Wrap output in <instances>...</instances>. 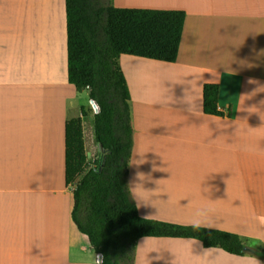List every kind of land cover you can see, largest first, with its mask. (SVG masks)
Returning a JSON list of instances; mask_svg holds the SVG:
<instances>
[{"label":"crops","instance_id":"crops-1","mask_svg":"<svg viewBox=\"0 0 264 264\" xmlns=\"http://www.w3.org/2000/svg\"><path fill=\"white\" fill-rule=\"evenodd\" d=\"M112 4L186 13L177 61L119 59L134 126L131 195L137 183L167 192L140 215L187 225L209 197L218 200L216 229L238 234L248 252L264 249V0ZM206 84L219 85L223 116L204 111ZM94 105L69 81L66 0H0V264L101 261L73 219L66 181L67 122L82 120L89 156ZM192 246L218 264H264L195 238L151 236L138 240L134 264H171L174 253L187 261Z\"/></svg>","mask_w":264,"mask_h":264},{"label":"trees","instance_id":"trees-1","mask_svg":"<svg viewBox=\"0 0 264 264\" xmlns=\"http://www.w3.org/2000/svg\"><path fill=\"white\" fill-rule=\"evenodd\" d=\"M112 0H66L68 76L78 91L88 90L99 105L94 116L95 139L104 155L87 165L81 119L66 126V181L73 189V219L100 255L97 264H134L142 237L200 240L231 254L264 259V249L245 250L241 237L219 229L192 231L186 225L140 215L129 188V162L134 126L131 92L120 65L123 54L175 62L186 13L180 10L118 8ZM220 87L204 86V111L223 116L218 108ZM80 178L77 180V177Z\"/></svg>","mask_w":264,"mask_h":264},{"label":"clouds","instance_id":"clouds-1","mask_svg":"<svg viewBox=\"0 0 264 264\" xmlns=\"http://www.w3.org/2000/svg\"><path fill=\"white\" fill-rule=\"evenodd\" d=\"M250 83H255V81H250ZM261 88H264V86H262ZM254 112H259V110ZM260 115L261 119L264 120V114H262L261 112ZM142 162L143 161L139 163ZM154 170H156L155 167ZM138 178L140 181H146L151 179L150 176H147L144 173H138ZM156 183L160 185V181H156ZM137 186L140 187V190L133 192L132 195L133 199L137 201L136 206L138 208L145 204L155 205L154 201L160 199L159 197L162 194L167 193L161 192V187H158L156 189H146L143 183H137L134 188H136ZM217 201L218 200H213L207 197L204 202L195 206L192 210L190 221L186 225V227H190L194 232H198L204 229H216L218 223ZM188 204H191V201ZM193 247L194 246H192L190 249V260L186 261L183 256L174 253L175 259L172 260L171 264H218L219 258L217 256H214L209 250L205 249L202 254L197 255L194 254Z\"/></svg>","mask_w":264,"mask_h":264},{"label":"rangeland","instance_id":"rangeland-1","mask_svg":"<svg viewBox=\"0 0 264 264\" xmlns=\"http://www.w3.org/2000/svg\"><path fill=\"white\" fill-rule=\"evenodd\" d=\"M112 2V1H111ZM113 5V4H112ZM93 106V104H92ZM95 106V105H94ZM94 110H97L95 107L93 109ZM90 124H86L85 125V129H86V137H87V145H88V150L90 151V155L87 156V165L85 166L84 168V171L91 165L94 164L95 160H98L100 159L103 155H104V150L100 147V145L97 143L95 137H93L91 134H90ZM92 137L89 138V137ZM80 178V176L77 177V180ZM76 182V181H75ZM75 182H72L70 184V187L71 189H74L75 187Z\"/></svg>","mask_w":264,"mask_h":264},{"label":"water","instance_id":"water-1","mask_svg":"<svg viewBox=\"0 0 264 264\" xmlns=\"http://www.w3.org/2000/svg\"><path fill=\"white\" fill-rule=\"evenodd\" d=\"M93 101V103L95 104V105H97L98 106V111L97 112H99V105L97 104V102L95 101V100H92ZM245 250H251V248H249V247H245Z\"/></svg>","mask_w":264,"mask_h":264},{"label":"built area","instance_id":"built-area-1","mask_svg":"<svg viewBox=\"0 0 264 264\" xmlns=\"http://www.w3.org/2000/svg\"><path fill=\"white\" fill-rule=\"evenodd\" d=\"M94 107H95V108L97 109V111H98V106H97V105H95Z\"/></svg>","mask_w":264,"mask_h":264}]
</instances>
